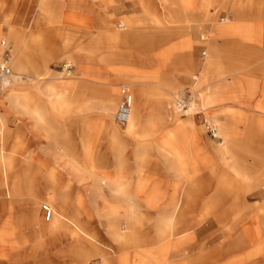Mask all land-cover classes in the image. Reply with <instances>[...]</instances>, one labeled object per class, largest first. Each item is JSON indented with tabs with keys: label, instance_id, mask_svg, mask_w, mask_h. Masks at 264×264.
Listing matches in <instances>:
<instances>
[{
	"label": "rangeland",
	"instance_id": "obj_1",
	"mask_svg": "<svg viewBox=\"0 0 264 264\" xmlns=\"http://www.w3.org/2000/svg\"><path fill=\"white\" fill-rule=\"evenodd\" d=\"M67 3H70L71 13L66 14V17L67 19L71 18L72 23L60 20L62 16L56 11L58 8L54 4L51 10L53 14H49L47 17L46 14L49 12L44 16L39 12L32 13V7L36 5L33 0H0V40H6L11 47L10 65L14 72L12 84L5 88L0 96L5 101V99L10 100L8 97L11 95H17L16 100L5 103L7 106H13L12 114L7 115L4 112L3 107L7 106L3 102V107H0V195L3 196L0 199L5 200L4 204H0V263L19 262L16 258L20 254L18 258L23 259L21 264H79L75 253L69 251L71 240H64L63 234L59 235L61 240L63 238L62 242L58 246H54L57 251L55 249L51 254L46 255L42 248L38 247L35 250L36 254L30 257L22 255L23 252L33 253L34 251L31 249L33 243L39 242L38 237L33 235L34 231L30 229L29 224L31 201L35 200L34 197L38 195L36 190H40L42 197L50 189L51 194L55 197V192H60L64 186L70 185L69 194L80 193L84 196L83 199L76 197L72 200L71 205L75 209L68 214L73 216L78 210L80 216L84 217L87 213L81 211V202L83 201L84 206L91 207L88 195L97 192L91 178L104 176L105 171L102 166L107 170L109 178L113 176L117 161L115 150L119 147L123 148L121 160L125 162L123 173L129 185V192L134 193L139 178L135 152L136 148L141 146L149 167L144 171L145 183L141 181L137 183L136 189H143L139 194L152 193L156 199L164 202L173 196L183 195L184 204L181 206V210L184 211L182 215L186 222L197 221L207 210L208 230H206L207 227L201 226V230L195 231L199 232L201 237L208 234L209 240H211L214 234L227 229L237 220L242 221V218H246L243 222L244 229H248L252 234L253 237L248 234L251 236V240L263 235L264 194L257 192L264 189V113L255 111L251 106L248 107L246 103L251 101L250 99H236L238 84L241 83L244 92H248L251 86L255 88V85L251 84V79L260 80L262 72L259 70L249 71L248 68L239 70L232 69L233 67L228 68L225 65L227 61L223 62L222 59H218L220 66L218 71H212L207 67L203 71H199V59L206 62L212 57L209 49L206 55L202 52L203 48L209 44V36L201 29L198 30L197 36H191L189 24L192 22H186L184 19L192 17L190 9L192 5L187 8L183 0H68ZM55 4L57 3L55 2ZM77 7L88 11L94 18L88 28H86L88 24L85 22L74 21L77 18L73 17ZM223 10L224 8L220 10L217 8L214 21L198 22L197 26L200 28L202 24L204 26L207 23L220 22L219 17ZM130 16H134L135 19L130 21ZM39 17L43 20L45 18L46 21H38ZM104 18L110 19L108 21L113 22L115 32L121 34L115 42H110L108 40L110 35L107 34L105 37H98L97 30L105 31L106 23L102 21ZM263 23L264 18H261V27H263ZM125 28L129 29V33H126ZM82 29L84 30L82 31ZM88 31L89 34H86ZM19 35L23 36L19 37ZM87 35L89 38L86 37ZM201 36L205 39H202ZM15 37L21 55L19 63L23 64L25 68L21 74L17 72L11 62V57L16 49ZM82 45L84 48H81ZM88 45L94 47L87 48ZM97 46H100L99 52H85L87 49L96 51ZM260 46L262 47L261 43ZM82 49L85 51L81 52ZM189 53L195 63L188 60ZM67 65L70 67L66 68ZM45 71L47 72L44 73ZM236 71L241 72L242 78H238L242 82L228 83L229 79L235 80L234 73ZM32 75L45 76L46 79L36 81L31 77ZM133 81H137L152 91L153 96L148 98L149 101L143 110L146 115H149L153 108H159L162 105L157 101V98H162L165 101L164 104L174 109V116L169 114L172 112L170 110L162 128L153 139H160L166 133L180 128L179 137L181 143L184 144L182 150L186 157V169L189 168L188 170L192 169L193 171L190 170L186 178L168 172L164 159L158 154V143L152 142L151 136L143 138L137 134L123 133L117 141H113L109 130L105 129L106 131L102 133H96V128L91 131L101 159L99 158V165L83 166L86 169L93 167L92 170L95 172L87 173L85 180L80 181L78 176L65 170L64 162L70 154L83 161L81 132L83 120L87 118L93 125H99V121H104V117L93 115L97 113V110L105 108V101L108 98L105 89L114 87L118 96L116 104L112 107L113 113L110 119L115 128L124 132L127 125L118 123L115 115L122 99V87L126 86L133 93ZM214 81H219L222 86L228 84L225 94H222L221 97L228 96L227 99L230 98L229 100L236 103L237 107L223 105L225 99L208 104L207 106H214L212 109L204 106V100H207L209 88ZM50 82H55L56 87H50ZM35 86H38V89H35ZM57 93L68 96L67 102L52 103L53 105L67 104L71 111L66 117L56 109L49 112L47 107L49 103L40 98L41 95ZM82 95L87 101L92 99L91 102H94L93 108L89 109V116H81L86 113L80 111ZM183 97L187 102L186 107L179 104V99ZM24 99H29V102L39 109L43 119L41 125L49 118L57 121L54 141L56 165H50L49 160L45 159L48 156L46 150H41V153L35 152L34 157V128L32 126L34 118L23 111L20 103ZM167 99H169L168 102ZM261 100L260 98L258 102ZM25 122L28 125L24 126ZM8 123H11L13 128H9ZM228 129H232L235 133L233 140L229 137L231 141L225 136L224 131ZM92 137L90 135V138ZM229 143L233 147L229 149L230 152L224 158L221 150ZM65 148L68 149V153L65 152ZM17 156L24 160V175L22 174L23 166L16 163ZM258 157H263L262 162L256 161ZM203 158L205 169L197 164L198 160ZM38 160H40V165H35ZM239 160L245 164L242 166L252 169L250 176L255 179L253 180L255 183L240 182L238 174L232 167L234 162ZM155 164H158V172L152 170ZM120 168L122 169L121 166ZM121 169L120 171H122ZM50 171H54L56 183L60 187L57 191L53 186L47 185ZM222 176L229 182L227 186L231 185L225 189L226 193L222 196L225 202L216 204L215 200H210V204L207 205L208 200L215 192L217 180ZM258 180L262 182L263 188L260 187ZM23 182H25V190L15 191L17 185H22ZM110 182L114 188L122 190L120 185L115 183V177ZM191 184L192 187L194 185V189L187 198L186 194L177 190V187ZM249 184L250 186H248ZM33 185L37 186V189H34ZM217 188L219 189V184ZM205 190L206 196H204ZM100 192L101 196L111 200L115 198L119 200L122 196L119 194L117 196L107 184H103ZM6 195H11V197H5ZM60 198L65 200L64 208L68 212L67 197H57L58 200ZM19 199L25 200L19 204ZM69 199L71 200V198ZM140 199L139 196L132 197V201H135L136 204V210L141 209L143 212L149 213L150 217L155 218L157 214L155 208L143 205L139 207L140 209L137 208L139 206L137 202H140ZM122 201L123 199L119 203ZM201 202L205 204L203 213L200 212ZM44 204H48V202L42 201L39 216L43 222L49 223L57 205H52L53 214L51 219H47L46 211L43 208ZM132 206L134 205L132 204ZM104 208L105 205L100 201L97 208L92 207L91 209L95 212L94 216L100 219L96 213L97 209L103 210ZM217 209L220 211L215 213ZM221 210H227V215L223 216ZM248 215L249 217H247ZM114 218H108L106 226L111 224L118 227L123 226V223ZM203 225H207V222H204ZM223 225L225 228L221 230ZM20 226L23 229H18ZM105 231V228L101 226L102 239L112 242V238ZM103 235H106L108 239H104ZM219 242L220 240L217 239L209 245V248ZM91 262L92 264L102 263L97 258L88 264Z\"/></svg>",
	"mask_w": 264,
	"mask_h": 264
},
{
	"label": "crops",
	"instance_id": "obj_2",
	"mask_svg": "<svg viewBox=\"0 0 264 264\" xmlns=\"http://www.w3.org/2000/svg\"><path fill=\"white\" fill-rule=\"evenodd\" d=\"M33 1L35 2L36 5L32 7V9H33L32 13L35 14V13L39 12L41 15L44 16L45 13L49 12L46 14V16L48 17L49 14H53L51 10L53 8L52 5L54 4L56 6V8H58V9H56V11L59 14H61V16H62L60 18L61 21H70V23L73 22V20L71 18L67 19V17H66V14L71 13L69 10L70 3H67L68 0H33ZM55 2L57 4H55ZM43 3L46 5L45 7H41V5ZM38 4H39V6H37ZM217 8H218V10H220L221 8H224L223 13L219 17L220 22L207 23L204 26L202 24L199 28L197 26L198 22L202 23L205 21H209V22L214 21V15L216 13ZM54 9H55V7H54ZM191 11H192V15H191L192 16V23H191V30H190L192 32L191 36L192 37L197 36L199 29H201V31L206 32L209 36V44H208V46H205L204 48L202 47L203 48L202 52H204L206 55L207 50L209 49V51L212 55V57L209 58L206 62H203L202 60L199 59V71H203L204 68H206V67L209 69H212V71L213 70L218 71V67H220L218 59H222L223 62L227 61L225 63V65L228 68L233 67L232 69H238V70L243 69V68H248L249 71L259 70L260 72H262L261 79L260 80L255 79V78L251 79V81H252L251 84H254L255 88H253L251 86L250 90L248 92H246V91L244 92L243 85L241 83H239L238 87L236 89L238 91L236 99H250L251 101L246 103V105L248 107L251 106V108H253L257 112L259 111V113H262V112L264 113V51H263L264 48L260 46V43L262 45L261 18H264V0H192ZM28 12H30V11L28 10ZM64 16H65V18H64ZM75 16L77 18H75V19L73 18L74 21L85 22L86 24H88L86 26V28L89 27V23H91V22L93 23V21H94V18L91 17L92 15H90L88 11H85L81 7H77L76 14L73 17H75ZM37 19H38V21H46L45 18L43 20L41 17H39ZM134 19H135L134 16H130V18H129L130 21H133ZM108 20H110V19L104 18V20H102L106 23L105 24V31L97 30L98 37H105V34H107V35H110V38L108 40L110 42L111 41L115 42L118 39V36L119 35L121 36V34H119L118 32H115V29L113 27V22L112 21L109 22ZM185 20H186V18L184 19V21ZM125 29H126V33H129V31H128L129 29L128 28H125ZM83 30L84 29H82V31ZM86 34H89V31L86 32ZM21 36H23V35H19V37H21ZM86 37L89 38L88 35ZM202 39H205V38L202 37ZM16 42H17V39H16ZM82 47L84 48L83 45L81 46V48ZM90 47L93 48L94 46H89V45L87 46V48H90ZM1 50L2 49L0 47V52H1ZM84 51L85 50L82 49L81 52H84ZM99 51H100V46H97L96 51L87 49V51H85V52L86 53H93V52L97 53ZM103 52H106V51H103ZM188 60L191 61L192 63H195V61L191 57V53H189ZM47 71H48V69H47ZM47 71H45L44 73H46ZM234 75H235V80L229 79L228 83L231 84V83H236V82H242V80L239 79V78H242L240 71H236V73H234ZM31 77L34 78L36 81L46 79L45 76L37 77V76L32 75ZM132 83L134 84L133 95H134V98L139 105L138 106L139 109H138V114H137V121L135 122V125H134L135 127L130 130L128 127V121L126 123L127 128L124 132L120 131L118 128H115L113 126L110 118H112V113H113L112 107L116 104L118 92H117L116 88H114V87H109V88L105 89L106 97H108V98H106L107 100L105 101V108H104V110H97L96 111L97 113L93 115V116L104 117V121H99L100 122L99 125H96V124L93 125V124H90L88 119L86 118L82 122L81 132H82V144H83V161L79 160V158L72 156V154H70L68 156V158L66 159V161L64 162V165H67L69 160H76L82 166L91 165V164L92 165L93 164L99 165V162H100L99 158L101 159V157H100V154L98 152L99 149H97L96 144H94L96 142V140L94 137H92L93 132L91 130L97 128L96 133H102V132L106 131L105 129H107V130H109V134L111 135V138L113 141H117V139L123 133L137 134V135H139V137H143V138L151 136L152 137L151 141L158 143V145H157L158 146V148H157L158 154L160 157H162L164 159V163L166 165L167 171L170 172L171 174L175 175V176H179V177L184 176V178H185V176H186L185 168H187V166H186V162H185L186 157H185V154L182 150L184 148V144L181 143L180 137H179L180 128H178L176 131H171V132L166 133L164 136L160 137V139H157V140L153 139V138H155L157 133H159V130L162 128V126L166 120V115L168 114V112H170V110H172V112H170L169 114H171L172 117L174 116L173 115L174 109H172V108L168 107V105L164 104L165 101L162 98H159V99L157 98V101L159 103H161L162 105L159 108H153L152 112L149 115H146L143 112V110L146 107V103L149 101L148 98L153 96L151 94L152 91H150L149 88H147L146 86H143V85L137 83V81L136 82L133 81ZM49 85L52 88L56 87L55 82H50ZM226 85H228V84H226ZM226 85L222 86V85H220L219 81H214L209 88L210 92H209V95L207 97V100L206 99L204 100V106H207L208 104L217 103V102H219L220 99H225V102L223 103V105L227 104L226 106H228V107H237L236 103H233L231 100H229L230 98L227 99L228 96L225 95L226 97L225 96L221 97V95L225 94V92H226L225 91L227 88ZM38 86H35V89H38ZM64 89H66V88H64ZM2 93L3 92H0V94H2ZM240 94H243V95H240ZM16 97H17V95H15V96L11 95L10 97H8V99L14 101V100H16ZM40 98H42L41 99L42 101L49 103V105L47 106L49 109V112H53V110L56 109L57 111L62 112V115H64V117H66V116H68V112L71 111V109H68L67 104H63V105L62 104H59V105H57V104L53 105L52 104L54 102H61V101L67 102L69 99H68V96L66 94H58V93L57 94H46V95H41ZM260 98L262 100L260 102H258V100ZM10 100L5 99V101H4V99H2V97L0 96V104H2V102L5 104L6 102H10ZM168 100L169 99H167V102H168ZM91 101H93V100L91 99V100L87 101V99H85L82 95V97L80 99V111L86 112L84 114H81L82 117L89 116V109H92L94 106L93 105L94 102H91ZM20 105H22V109L25 113H28V115H30L32 118H34L32 121V126L34 128V133H33L34 157H35V152L41 153V150H46V151H48V153H47L48 156L45 159L49 160L48 162L50 165H56L57 164L56 163L57 157L55 155L54 141L56 139V129H57V125H58L57 121H55L53 118H49L48 120H46V122L43 125H41L43 122L42 121L43 119H42V116L40 115L39 109L34 104L30 103L29 99H24V101H22L20 103ZM1 106L3 107V104L0 105V107ZM5 106H7V105L5 104ZM212 107H214V106H212V105L207 106L208 109H212ZM12 108H13L12 105H8L7 107H3L4 112L7 115L13 113ZM207 108H205V109H207ZM257 108L259 110H256ZM128 120H129V118H128ZM23 125L24 126L28 125V123L25 122V123H23ZM8 126H9V128H13L11 123H8ZM89 132H90V134H89ZM224 132H225V136L227 139H229V137H230V139L233 140V138L235 137V133L233 132L232 129H228ZM90 135L92 138H90ZM227 145L228 146H226L225 148H222V150H221V154L224 158H226V156H227L226 154H228V152H230L229 149H232L231 147H233L230 143ZM142 150H143V148L141 146H138L136 148L135 158H136V163H137V172L139 174L138 181L145 183L146 179L144 177V171L146 168L149 167V164H146V156L144 153H142ZM87 151L89 153H87ZM65 152L68 153L69 152L68 149H66ZM122 152H123L122 147H119L115 150V157H117V161L115 162L114 171H113L114 174L112 177L109 178L107 170L105 169L104 166H102L104 168L103 170L105 171V173L103 174L104 176L103 177L100 176V178H98L99 176L95 177V178H91V180L93 181V187H94V189L97 190V192H93V193H90L88 195L90 197L91 207H86V206H84V204H82L83 201L81 202V206H80L81 211L83 213H89V214H93V215L95 212H93V209H91L92 207L97 208V205L100 201L105 205V208L103 210L97 209V212H96L97 214L101 213L103 215L101 220L96 222V227L99 230V232L101 231V226H102V228H105V230H106V225L109 221L108 218H106V216H104V215H106V213L110 212V209H113L117 205H120V204L116 205V203L117 202L119 203V201L121 199H124L125 197H127L129 199L128 203L133 204L136 208L135 201L134 202L132 201V197L137 198L139 196V197H141V199H146L149 197L150 198L156 197L152 193L143 194V195L139 194L140 192H142L143 189H139V190L136 189L138 181L135 185L134 193L129 192V190H128L129 185H128V182H127V180L124 176V173H123L124 168H125V165H124L125 162L121 160ZM263 157H258L256 159V161L262 162ZM16 163H18V165L21 164L23 166L22 167V174H23V170L25 167L24 160L18 158V156H17L16 157ZM197 164L199 166H202V169H205L204 158L198 160ZM241 164H243L242 160H239L238 162L237 161L234 162V165L232 166L234 168V171L238 174L237 176L240 178V182H243V183H245V182L249 183L250 182V184H253L255 182L253 180H255V179L251 178V176H250L251 172H252L251 171L252 169L250 167H248V169L250 170L248 172L249 176L246 177L244 179V181L241 178V174H240L238 167H237V165H241ZM35 165H40V160H38L37 164H35ZM243 165H245V164H243ZM120 166L122 167V169L120 168ZM120 169L122 171H120ZM152 170H155L158 172L159 171L158 164H155L154 167L152 168ZM190 170H192V169H190ZM34 174H35V170H34ZM54 174H55L54 171L53 172L50 171V173L48 174L47 185L49 184V185L53 186L54 190L57 191L58 188H60V187H59L58 183H56L57 181H56ZM117 174H119L118 176H120V177L124 176V180L126 183H125V188L123 190L116 189V188H114V186L111 185L110 181L114 177H116ZM107 179H108V182H106ZM87 180H89V179H87ZM228 183L229 182L225 180L224 176L220 177L217 180L215 192L212 195V197L208 200L207 205L210 204L209 203L210 200L211 201L215 200L216 202H214V203H216V204H221V203L225 202L222 199V196L224 195V193H226L225 189H227V187H231V185L227 186ZM103 184H107L108 187L111 188L116 193L117 196H118V194L122 195L121 198H119V200H118V198L111 200L109 198H105L104 196H101L100 191L102 189ZM218 184H219V189L217 188ZM250 184L248 186H250ZM47 185H46V187H47ZM33 186H34L33 187L34 189L35 188L37 189V186H35V185H33ZM232 187H233V185H232ZM21 189L25 190V182H23L22 185L18 184L14 190L20 191ZM182 189H183V185L181 187H177V190H180L182 192V194H184ZM69 190H71L70 185H66L63 187V189L60 192H55L54 196L55 197H62V196L67 197V199H68L67 200V202H68V208H67L68 213H72V210L75 209L71 205L72 200L76 197L83 199L84 195L80 194V193L72 195V194H69ZM36 192L38 193L37 196H40V193H41L40 190H36ZM259 192H261V190L258 191L257 193H259ZM204 196H206V190H205ZM5 197H11V195L10 196L6 195ZM174 197L178 198L180 201L179 207H178V214H180V218L176 222L175 229H181V230H184V229L188 230L189 229L192 231V233H194L195 239H196L195 242H193L191 244H187L183 247L184 248L183 250H185L184 251L185 254H188V252H190V250H193V249L197 250L194 255H202V254L207 252L210 255V259H211L210 264H212L214 261L213 260L214 258H217L215 260L219 259L218 261L228 260L229 258L236 256L235 254L240 252L241 251L240 249L244 250V248H245V250H247L246 248H249L250 245L253 244V242L256 243V241H257L256 238L251 240L252 239L251 236L249 237L250 239L247 238V236H245V229H244L243 222L246 218H242V221H239V222H236V221L233 222V224L229 225L227 229H224L220 233L214 234V236H213V238H211V240H209L208 234L201 237L199 232L196 233L195 231L201 230V228H202L201 226H203L204 228L207 227L206 230H208L207 216H202V218L197 219V221L186 222L184 220V216L182 215V212H184V211L181 210V206L184 204L183 195L179 194V195L174 196ZM0 198H3V196L0 195ZM69 198H71V200ZM171 199H172V197L169 198L166 202L160 201L159 199H156L155 205H153L151 207L155 208L156 212L158 214L162 213L164 207H167L169 205V201ZM24 200L19 199V204L22 203ZM3 202L5 203V200L3 201L0 199V204H2ZM11 203H13V202H11ZM201 203H202V209L200 212L203 213V208H205V204L203 202H201ZM116 210H117L116 213L118 216L116 215V217L114 219L118 222L124 223L125 217H126L125 215L127 214L126 207L118 206L116 208ZM219 211L220 210L217 209L215 212L217 213ZM141 212H143V211L141 210ZM221 212L225 213V216L227 215L226 214L227 210H225V211L221 210ZM247 217H249V215ZM250 217L253 218V216H250ZM204 222H207V225L204 226L203 225ZM221 227H222L221 230L223 228H225L224 225ZM146 229L152 230V227H149V228L146 227ZM243 236H245V237H243ZM103 238L106 240L108 239L106 237V235L105 236L103 235ZM217 239H219L220 242L217 243V245H214L213 247L209 248V245L212 242L216 241ZM247 242H248V244L250 242L249 247H248ZM111 243H108V244H111ZM201 243L205 244V248H201V246H200ZM97 259H99L101 262L100 258H97ZM189 259H192V257L189 256L186 258L178 259L177 261L179 262V264H187V261ZM121 262H122V260L115 259L113 261V264H122ZM89 264H92V262Z\"/></svg>",
	"mask_w": 264,
	"mask_h": 264
},
{
	"label": "bare ground",
	"instance_id": "obj_3",
	"mask_svg": "<svg viewBox=\"0 0 264 264\" xmlns=\"http://www.w3.org/2000/svg\"><path fill=\"white\" fill-rule=\"evenodd\" d=\"M183 3L187 8H190L192 5L191 0H183ZM45 6L46 5L44 3L41 5V7ZM186 7L185 9L187 10ZM189 20L190 22H192V17H188L186 19V22H189ZM189 25L191 28V24ZM15 45L16 49L11 57V62L14 64L17 72L21 74L22 70H24L25 68L23 64L21 65V63H19L21 55L19 54V47L17 45V42ZM1 91L4 92V89L0 90V92ZM138 106L139 105L134 98L131 112L128 116L129 120L127 119L128 127L130 130L135 127L134 125L137 121V114L139 109ZM87 153L89 152L87 151ZM237 167L241 174V178L244 181V179L249 176L248 172L250 170L242 166V164L237 165ZM64 168L69 173L78 176L80 178V181L85 180L87 173L89 174V172H95V170H92L93 167H87L86 169L76 160H69L68 164L65 165ZM185 172L186 178L187 172L189 173L190 170L185 168ZM118 175L119 174H117V176L115 177V183H118L120 185V188H122L123 190L125 188L124 176L120 177ZM258 181L260 187H262V182L260 180ZM193 189L194 185L192 187L191 184L188 186L185 185L182 190L184 194L187 195L186 197H189ZM260 190V193L264 194V190ZM34 198L36 199L31 201L29 224L30 229L34 231L33 235L38 237L39 242L37 244L35 242L33 243V246L31 247V249H33L34 251L33 253L23 252L22 255L24 257H30L36 254L35 250H37L38 247L42 248L44 254H51L53 250L56 249L54 246H58V244L62 242L63 238L61 240L59 235L63 234L64 240H71L69 251L70 253H75L74 255H76L79 259V264H88V262L96 258L101 259V264H113V261L115 259L122 260V264H179V262L177 261L178 259L186 258L189 256H191L192 259H189L187 261V264H210V255L207 252V254L204 253L202 255H194L197 250L193 249L190 250L188 254H185V250H183V247L187 244L195 242L196 239L194 233H192V231L189 229H175L176 222L180 218V214H178L180 201L174 196L169 201V205L167 207H164L163 212L159 214L157 213L155 218L150 217L149 213L141 212V209L139 207H142V205L144 207L153 206L155 205L156 199H140V202H137V205H139L138 208L140 210L137 211L135 206H132L131 203L129 204L128 198L125 197L123 201L119 203L120 205L116 204L117 206L113 208L114 210L110 209V212L104 215L106 216V218L116 217V208L118 206L126 207L127 210L123 226L118 227L115 224L106 226V233L112 238V243L105 242L102 239L101 231L99 232L96 227V222L100 221L103 217V215H101L100 213L97 214L100 219H96L93 214L89 213L85 214L84 217L80 216V212L78 210H76L75 214L71 216L64 208L65 200L63 198H60L58 200L57 197H53L50 189H48V191L44 193V196H35ZM44 200L48 202V204L44 205H48L51 208L52 214V205H57L54 216L49 223L43 222V220L39 216L40 206L42 201ZM203 214V216H207V210H205ZM223 214V216H225V213ZM146 227H152V231L151 229L147 230ZM18 229H23V227L20 226V228ZM248 234L252 236L249 230L246 229L245 236H247V238L250 237ZM256 240V243L253 242L250 247V242L249 244L247 242L249 247L246 248L247 250H245V248L244 250L240 249L241 251L236 253V256L231 257L225 261H218L219 259L215 260L217 258H214L212 264H264V234L260 235V237H256ZM71 246H73V248H71ZM200 246L201 248H205L204 243H201ZM55 251H57V249ZM18 256H20V254ZM18 256L16 259L19 260V262H14L13 264L23 263V259L18 258Z\"/></svg>",
	"mask_w": 264,
	"mask_h": 264
},
{
	"label": "built area",
	"instance_id": "obj_4",
	"mask_svg": "<svg viewBox=\"0 0 264 264\" xmlns=\"http://www.w3.org/2000/svg\"><path fill=\"white\" fill-rule=\"evenodd\" d=\"M262 47L264 48V23L262 27ZM0 47L2 52L0 53V90H3L10 86L12 83V77L14 75L13 69L10 65V53L11 47L7 44L6 40H0ZM70 67V66H66ZM122 99L118 105L116 111V121L120 124L126 123L128 116L131 112L132 104L134 102V96L132 92L125 86L122 87ZM179 104L186 107L187 102L185 97L179 99ZM44 210L46 211L47 219L52 216L51 208L48 205H44Z\"/></svg>",
	"mask_w": 264,
	"mask_h": 264
}]
</instances>
